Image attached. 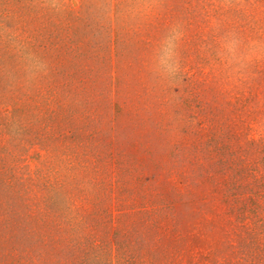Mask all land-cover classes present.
Here are the masks:
<instances>
[{
    "label": "rangeland",
    "instance_id": "1",
    "mask_svg": "<svg viewBox=\"0 0 264 264\" xmlns=\"http://www.w3.org/2000/svg\"><path fill=\"white\" fill-rule=\"evenodd\" d=\"M0 264H264V0H0Z\"/></svg>",
    "mask_w": 264,
    "mask_h": 264
},
{
    "label": "clouds",
    "instance_id": "2",
    "mask_svg": "<svg viewBox=\"0 0 264 264\" xmlns=\"http://www.w3.org/2000/svg\"><path fill=\"white\" fill-rule=\"evenodd\" d=\"M48 71H49L48 64L46 62H43V76H46L48 74ZM43 76L30 75L29 77L31 79H35V78H42Z\"/></svg>",
    "mask_w": 264,
    "mask_h": 264
}]
</instances>
